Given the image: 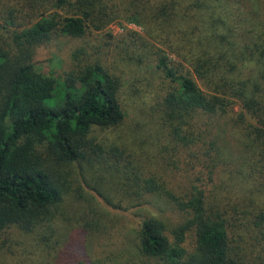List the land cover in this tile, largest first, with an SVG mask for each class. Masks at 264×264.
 <instances>
[{
	"label": "trees",
	"instance_id": "16d2710c",
	"mask_svg": "<svg viewBox=\"0 0 264 264\" xmlns=\"http://www.w3.org/2000/svg\"><path fill=\"white\" fill-rule=\"evenodd\" d=\"M243 2L0 0V250L14 241L40 264H264V19L244 22ZM117 20L143 33H101ZM57 39L75 42L71 68L45 74L36 56ZM124 86L183 158V183L119 145ZM85 187L132 214L94 217L97 230L132 225L138 262L87 261L72 232L51 241Z\"/></svg>",
	"mask_w": 264,
	"mask_h": 264
},
{
	"label": "rangeland",
	"instance_id": "374dc122",
	"mask_svg": "<svg viewBox=\"0 0 264 264\" xmlns=\"http://www.w3.org/2000/svg\"><path fill=\"white\" fill-rule=\"evenodd\" d=\"M243 1V5L239 7V11L240 17L244 22L247 18L253 20V15L256 12H258L260 17L263 14L262 18L264 19V0ZM129 30L139 34L143 33L142 28L133 20H117L111 23L101 33H108L117 38L123 37ZM75 47L73 40L57 39L53 41L50 47L39 50L36 56V68L45 74L63 75L71 68L72 62H70V58L68 59V57L69 54L75 53ZM123 70L125 72L127 71L125 68ZM128 77H126L127 81L129 79ZM121 94L125 105L126 117L122 129L116 133L121 137V140L118 142L119 145L128 151L148 155L153 162L154 168L159 170L161 174L167 175L170 181L183 183L185 180L184 160L177 153H172L165 132L153 121L155 120L153 115L151 113L148 114L149 112L147 110L142 112L141 108L138 107L141 104L140 96L126 93L125 86L122 88ZM144 96L146 95L142 94L141 98ZM150 115L153 120H150ZM154 116L156 118V115ZM178 158H180V162L173 165L172 161ZM217 176L220 178L222 174H218ZM99 200L100 198H98L97 194L86 187L72 198L68 196L61 208V210L63 209L64 216L61 215L59 217H64L61 220L62 225L59 226L57 233L51 238V241H64L65 237L69 236L72 232V237L78 238V242H81V246L83 247L82 255L87 261L108 258L119 262H138L139 258L133 256L137 252L129 235L131 234L132 225L124 227L116 224L113 225L114 228H108L106 231L100 228L97 230L98 222L94 217V214L99 212L106 215L107 218H111L110 220L113 221V216L116 218L125 215V219H118L126 222L133 220L129 217L132 214L113 212L109 214L105 211ZM101 224H105L106 227L111 225L107 222V219L105 221L103 220ZM61 241H59V244ZM191 243H193V236H187L185 245L191 246ZM13 244L14 241H7L5 243L7 251L5 249L0 250V264H40L37 260H41V258L45 259L44 254L39 253V251L30 255L24 254L20 248H13ZM59 244L53 246V249L59 246ZM8 245L10 246L9 249L7 248ZM10 251L14 253L9 254L11 253ZM48 260L49 257L44 262H48Z\"/></svg>",
	"mask_w": 264,
	"mask_h": 264
}]
</instances>
